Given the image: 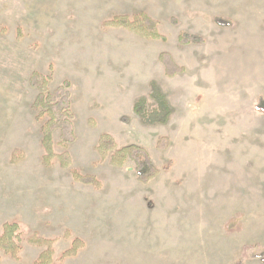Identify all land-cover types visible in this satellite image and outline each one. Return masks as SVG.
Returning <instances> with one entry per match:
<instances>
[{
  "label": "rangeland",
  "instance_id": "obj_1",
  "mask_svg": "<svg viewBox=\"0 0 264 264\" xmlns=\"http://www.w3.org/2000/svg\"><path fill=\"white\" fill-rule=\"evenodd\" d=\"M139 13L165 41L104 26ZM182 34L204 42L183 45ZM162 53L186 72L168 77ZM33 72L51 93L70 83L76 141L64 148L54 135L68 169L42 163L47 118L34 107ZM152 82L174 110L165 126L143 125L134 112L141 98L156 108ZM260 98L264 0H0V232L17 223L23 239L20 260L0 251V264H35L47 246L29 245L32 237L53 241L56 264H264L247 257L264 248ZM105 133L118 148L147 150L159 175L145 185L132 161L102 159ZM76 238L84 249L60 260Z\"/></svg>",
  "mask_w": 264,
  "mask_h": 264
},
{
  "label": "trees",
  "instance_id": "obj_2",
  "mask_svg": "<svg viewBox=\"0 0 264 264\" xmlns=\"http://www.w3.org/2000/svg\"><path fill=\"white\" fill-rule=\"evenodd\" d=\"M220 26H229L228 21L220 19L215 20ZM175 23V22H174ZM107 28L124 29L144 40L165 41L166 38L160 33L159 24L146 13H139L133 17L116 16L104 23ZM179 41L183 45L203 43L204 39L199 36L182 34ZM159 61L164 66L165 74L174 78L186 72L184 67L178 66L172 57L167 53L159 56ZM33 89L39 92L34 103L35 109L39 110V118H47L43 125L42 147L44 154L42 163L50 167L56 161L63 169H68L72 165V158L68 152L56 154L54 148V135L59 132V144L67 148L76 141L74 129V114L72 111L70 83L58 87L53 93L48 91V78L39 72H33L30 80ZM149 97L154 102L156 108L148 110L147 100L141 98L134 104V112L140 118L143 125L146 126H165L169 123L174 110L170 106L166 96L160 87L151 83ZM259 111H264V100L260 98L257 104ZM168 146V139L162 138L158 142V148L165 150ZM97 151L102 159L110 158V164L115 168H123L128 161H132L136 166L137 179L142 184H149L158 175V169L153 165L149 153L142 147L130 145L118 148V145L110 134H103L98 140ZM75 182L84 186H92L100 189L102 184L91 175H82L78 172L73 173ZM232 226V225H231ZM230 226V227H231ZM21 227L17 223H6L0 232V251L13 260H20L22 250ZM31 246L47 248L41 253L35 264H56L54 260L53 241L40 237H32L27 240ZM84 243L76 238L72 241L70 247L61 255L60 260L72 259L77 257L78 253L84 249ZM249 259H264V248L252 247L247 249Z\"/></svg>",
  "mask_w": 264,
  "mask_h": 264
}]
</instances>
